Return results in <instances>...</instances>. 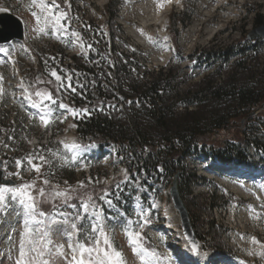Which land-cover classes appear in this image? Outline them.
Listing matches in <instances>:
<instances>
[{
    "label": "rangeland",
    "instance_id": "374dc122",
    "mask_svg": "<svg viewBox=\"0 0 264 264\" xmlns=\"http://www.w3.org/2000/svg\"><path fill=\"white\" fill-rule=\"evenodd\" d=\"M68 1L73 10L69 17L71 27L66 35H58L54 32L41 34L36 30L37 24L30 9L37 12L39 9L31 6V0H0V13L12 14L23 22L26 41V48L23 50L25 54L20 57L17 54V44L0 47L9 49L11 53L9 57L0 52L3 55L0 57V77H3L0 81V161L7 163L5 177L16 181L17 185L35 181L37 174L26 170L27 164L20 169L22 179L8 176L7 173L17 171V159H23L35 152H40L48 158V173L54 177L61 190L67 189V179L77 184L91 180L94 184L121 185L128 177L119 156L112 151L99 156L92 148L82 145L73 127V120L69 121V118L74 116L68 114V118L67 111L60 109L59 104H48L45 110H51L54 119L47 128L44 127L38 118V110L32 108L26 99L24 88L30 92L37 89L50 90L59 103L68 105L70 89L57 91L59 85L54 77L50 76V72L57 69L59 74L71 77L72 70L66 68L69 58L79 56L83 62L88 54L93 53V49L89 50L87 45L97 41V38L92 36L88 42L82 35L84 47L77 50L71 32L81 33L80 31L87 27H95L96 23L101 25L106 0ZM113 1L115 16L110 26L113 34L115 33L114 42L118 44L119 51L123 54L127 52V56L133 57L137 62L140 70L137 78H140L142 83L147 81V78L154 79L159 71H163L165 75L170 73L172 80L167 88V104L177 107L178 113L184 112V107L189 103L188 99L183 100L186 95L193 93L197 87L202 88V83L208 77L214 78L217 84L227 80L231 85L238 87L246 84L248 78L231 64L234 58L227 64L218 63L220 74L217 75L216 72L214 75L217 76H211L215 70L213 71L211 66L212 62L205 63L208 58L206 55L216 48L226 49L234 41L246 37L256 27L257 15L262 17L264 23V0H174L168 7L164 0ZM183 13L189 15V18ZM159 20H162V25L157 23ZM222 29L225 30L222 32ZM166 36L169 42L170 36L175 37V44H169ZM259 45L257 53L248 54L251 61L244 64L242 69L245 70L249 66L256 72V67L264 63V42ZM57 47H61L63 52L57 51ZM62 59L65 60L64 65L59 63ZM36 60L44 66L43 75L46 81L37 77L38 82H43H39V87L32 90L29 83L32 82V73L37 68ZM256 73L260 74V69ZM254 77L257 78L255 75ZM42 84L44 86H41ZM198 109L197 106H191L187 111ZM187 118L179 120L183 122ZM238 133L233 131L232 135L237 137ZM249 137L256 136L250 133ZM62 142L78 143L86 150L76 163L65 165L60 157H70L71 153L64 148ZM242 148L248 153L252 165L264 163V159L255 150L245 144ZM212 157L213 154L206 148L196 156L185 158L183 165L184 170L198 178L191 186L190 195L183 198V203L195 224L197 237L201 242L204 237L207 239L206 253L201 256L204 261L211 260L207 264H264V256L259 255L264 252V248L260 246L264 244V185L257 188L254 182L246 184V181L216 174L219 171L218 162ZM262 165L259 166L260 170ZM261 182L264 183V180L259 179L258 183ZM36 185L39 188L37 183ZM169 186L170 180L162 179L160 185L147 192V202L135 203L128 213H120L114 224H107L105 219L108 235L114 245L123 252L126 264H142L128 245V230H145L146 241H150L152 250L159 253L157 264H184L170 258L175 246L184 245L185 240L178 232L181 228L168 195ZM136 189L139 190L138 187ZM237 200L242 201V204L236 203ZM104 204L109 211H113L112 206L109 207L105 201ZM114 217L112 214L109 221ZM72 220L69 218V221ZM145 220L149 222L145 224ZM11 223L16 225L15 230L5 227L4 231H0V261H3V264H14L18 255L17 247H13L9 253L10 245L6 237L12 232L18 245L22 220L20 217H11ZM91 223V210L85 219L76 222L77 227L80 225L87 235ZM60 226L65 225L55 226L53 239L58 243H65L67 251V235ZM253 238L259 243L253 244ZM184 247H187V244ZM59 264H64V261L61 260Z\"/></svg>",
    "mask_w": 264,
    "mask_h": 264
},
{
    "label": "trees",
    "instance_id": "16d2710c",
    "mask_svg": "<svg viewBox=\"0 0 264 264\" xmlns=\"http://www.w3.org/2000/svg\"><path fill=\"white\" fill-rule=\"evenodd\" d=\"M112 8L111 3L107 11L112 12ZM262 21L260 15L255 17L256 26L262 25ZM259 44L262 42H248L243 37L226 49L210 51L205 63L212 62L216 66L236 58L233 68L240 70L248 80L238 87L231 85L229 80L217 84L214 78L208 77L202 83V88L197 87L193 93L186 95L183 100L188 99L189 103L184 107V112L179 113L177 107L167 104V88L172 80L169 72L165 75L159 71L154 79L147 78L142 83L137 78L140 70L135 61L130 62L131 71L127 64L116 62H112L111 66L101 61L91 66L77 65L82 89L80 97L73 98L76 108H87L91 113L77 119L78 137L98 148L112 147L116 155L130 158L126 168L130 173L135 172L136 177H131L129 190L126 185L104 188L85 184L84 188H73L76 191L72 193L73 199L69 203L75 204L76 208L72 209L77 210L81 200H86L88 195L97 201L105 192L110 198L120 196L123 202H130L132 184L135 182L149 188L151 183L157 184L162 178L169 180L178 173L179 192L185 198L190 195L191 186L198 179L195 174L184 170V158L217 143L219 146L212 149L215 156L247 162L245 152L236 144L235 137H232L234 142L228 144V134L234 128L238 130L242 119L249 114V108L264 103V63L256 67V72L260 69L258 75L252 67L242 69L244 64L251 61L248 54L258 52ZM110 51L115 52V47H111ZM219 68V65L214 68L217 75L220 74ZM214 74L211 76H217ZM127 100L125 110L118 112L116 108L120 101ZM107 106L114 107L115 112L107 111ZM191 106H197L198 111L188 112ZM181 115L188 118L180 122L179 119L183 118ZM42 174L44 176V172ZM37 182L38 186L44 187L39 180ZM55 203L56 208L52 203H44L41 207L50 214L54 211L70 212L71 207L67 204L59 200Z\"/></svg>",
    "mask_w": 264,
    "mask_h": 264
},
{
    "label": "snow or ice",
    "instance_id": "6c2138e0",
    "mask_svg": "<svg viewBox=\"0 0 264 264\" xmlns=\"http://www.w3.org/2000/svg\"><path fill=\"white\" fill-rule=\"evenodd\" d=\"M167 2L171 3V0H167ZM65 3H68V0H65ZM31 6L39 9V12L30 9L31 15L37 24L36 30L38 32L41 34H49L50 32L58 35L67 34L71 27L70 18L68 12L62 10L58 0H31ZM71 36L75 38L74 42H79L80 47H84L80 33L72 31ZM87 47L91 50L92 45L89 44ZM0 52H3L6 56H11L9 49H0ZM50 76L54 77L59 85L57 91L67 88L75 92L76 88L73 86L70 76L61 75L55 69L50 72ZM2 79L3 77H0V81ZM80 86L82 87V85ZM24 92L27 93L26 99L29 101L30 106L38 110V118L43 126L47 128L53 122L54 117L51 110L46 111L45 109L49 103L57 104L52 92L50 90L41 91L37 89L34 93H31L27 88H24ZM0 93H2V89H0ZM58 106L60 109H65L68 114L73 115L75 118H80L81 113L85 117L91 114L87 108L73 109L63 102H60ZM100 110L103 111V109ZM60 122L62 123L63 119ZM63 146L71 153L70 157H60L65 165L76 163L82 152L86 150L78 143H63ZM53 155H57V153H53ZM25 164H27L26 170L34 171L37 174V180L44 187L38 188L36 181L19 185L0 183V231H4L5 227L15 230L16 225L11 223V217H20L22 220V230L19 232L18 245L12 232H9L6 237L10 245L9 253H11L13 247L18 248V255L14 260V264H59L61 260L64 261V264H126L123 252L114 245L108 235L104 223L106 218L103 215V210L93 203L91 195H88L86 200H81L80 202V209L83 215L77 212L75 219L72 221L68 219L72 215L71 213L59 212L50 214L41 207L42 204L52 203L53 207L56 208L55 201L59 200L75 209L76 205L69 202L73 199L72 193L76 189L69 187L61 190L59 185H51V181L42 174V169L45 166H50V162L40 152L29 154L23 159H17L15 161L17 171L8 172L7 175L22 179L20 169ZM2 167L4 171H7L6 162H4ZM89 183H92V181L90 180ZM84 187V183L80 182L79 188ZM99 199L105 201L109 207L112 206L113 202L108 199V193L101 195ZM89 210H91L92 223L85 242H81L78 236L81 229L77 227L76 221L85 219L89 214ZM58 217H63V219H58ZM148 222L147 220L144 221L145 224ZM58 225H67V228L63 230L64 232H67L69 228L72 230L70 235L65 237L67 240V251L65 243H58L53 239L55 226ZM126 235L129 247L132 249L133 254L140 258L142 264H147L149 258H159V253L155 250L149 251L144 247V236L141 231L128 230ZM189 243L191 244L192 252L199 254L198 246L191 241ZM252 243L257 244L259 241L253 238ZM260 246L264 248V244ZM259 255L264 256V252L259 253ZM0 264H3V261H0Z\"/></svg>",
    "mask_w": 264,
    "mask_h": 264
},
{
    "label": "water",
    "instance_id": "95a60500",
    "mask_svg": "<svg viewBox=\"0 0 264 264\" xmlns=\"http://www.w3.org/2000/svg\"><path fill=\"white\" fill-rule=\"evenodd\" d=\"M258 37L264 39V26L254 30L251 34L248 35V39H256ZM14 39H22V28L20 23L9 15H0V44L7 43ZM253 115L254 114H252L251 116ZM1 175L2 173H0V183L10 185L9 183L1 181ZM170 194L174 208L180 214V219H181L185 238L189 242L191 241L195 243V237L189 222L188 213L180 200L179 193L177 190V176L174 179L173 186L170 190Z\"/></svg>",
    "mask_w": 264,
    "mask_h": 264
},
{
    "label": "bare ground",
    "instance_id": "6f19581e",
    "mask_svg": "<svg viewBox=\"0 0 264 264\" xmlns=\"http://www.w3.org/2000/svg\"><path fill=\"white\" fill-rule=\"evenodd\" d=\"M155 21H156V19H154ZM260 176H262V174L260 175ZM232 187V186H231ZM228 203V202H227ZM60 228H62L63 230L65 229V228H67V226L65 225V226H60ZM71 229L69 228L68 229V231L67 232H65L66 233V235L68 236V235H70V233H71ZM181 237H182V235H181ZM184 239V238H183ZM186 242V241H185ZM186 244H187V242H186ZM183 248V247H182ZM184 250H187V251H192L191 250V247L189 246V245H187V247H184L183 248ZM187 255V254H186ZM194 258H195V260H194V262H193V264H207V262H211V260H209V261H204V258H203V256H200V258H197L196 257V255L194 254V256H193ZM154 264H156V262L154 263Z\"/></svg>",
    "mask_w": 264,
    "mask_h": 264
}]
</instances>
